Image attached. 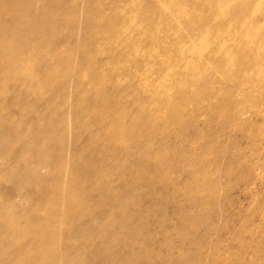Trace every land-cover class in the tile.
<instances>
[{
  "label": "rangeland",
  "instance_id": "rangeland-1",
  "mask_svg": "<svg viewBox=\"0 0 264 264\" xmlns=\"http://www.w3.org/2000/svg\"><path fill=\"white\" fill-rule=\"evenodd\" d=\"M202 1L25 2L0 36V264H264V75L229 74L227 5Z\"/></svg>",
  "mask_w": 264,
  "mask_h": 264
},
{
  "label": "bare ground",
  "instance_id": "bare-ground-1",
  "mask_svg": "<svg viewBox=\"0 0 264 264\" xmlns=\"http://www.w3.org/2000/svg\"><path fill=\"white\" fill-rule=\"evenodd\" d=\"M26 1L21 0L19 3H11L9 0H0V10L7 13L6 17H8L6 21L0 20V36H7L9 30L17 31L21 27L16 21L17 18H22L25 12L23 6ZM222 2L224 5H227L228 9L222 21L225 26V31L213 34L214 39L216 41L222 40L227 45L225 54L229 64V74L237 72L240 85L245 86L256 81L258 76L264 75V72H261V70L258 74H248L247 72L249 67L257 66L258 63L264 64V12L259 16H255L254 12L251 13L249 7L248 9H243V11H234L224 0L202 1L204 5H212L213 3L221 5ZM251 14L254 15V18H249ZM245 17L249 19L244 21ZM106 24L108 27L112 26L109 21H106ZM176 24V26L182 27L181 24ZM213 64L214 62H210L208 66Z\"/></svg>",
  "mask_w": 264,
  "mask_h": 264
}]
</instances>
